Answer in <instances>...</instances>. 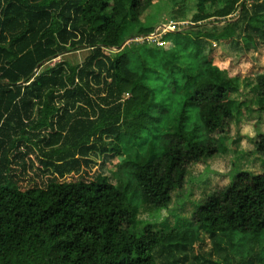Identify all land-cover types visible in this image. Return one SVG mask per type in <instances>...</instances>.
Here are the masks:
<instances>
[{"label":"trees","instance_id":"16d2710c","mask_svg":"<svg viewBox=\"0 0 264 264\" xmlns=\"http://www.w3.org/2000/svg\"><path fill=\"white\" fill-rule=\"evenodd\" d=\"M157 1L0 0V264H177L187 245L201 252L205 238L226 236L232 248L235 233L247 245L236 264L263 259L264 172H241L229 187L211 192L196 207L193 226L163 233L147 226L139 235L126 189L105 175H84L89 154L106 152L105 137H113L108 145L117 152L124 141L145 140L182 97L176 130L161 136L172 142L132 172L142 199L164 208L188 166L217 154L206 137L225 130L234 111L249 104L230 99L236 80L220 78L214 51L205 54L202 46L207 40L235 43L245 53L256 48L264 38V0L248 7L241 0H165L171 20L225 24L169 33L161 49L145 54L136 43L122 47L155 29L145 12ZM79 48L90 50L81 62L43 68ZM153 56L166 68L155 72ZM257 73L254 99L262 114L264 69ZM253 143L264 156V133ZM30 152L41 166L31 173ZM70 171L84 174L62 180ZM27 173L34 185L24 188L18 174ZM39 173L46 176L43 186L35 182Z\"/></svg>","mask_w":264,"mask_h":264},{"label":"rangeland","instance_id":"374dc122","mask_svg":"<svg viewBox=\"0 0 264 264\" xmlns=\"http://www.w3.org/2000/svg\"><path fill=\"white\" fill-rule=\"evenodd\" d=\"M241 1L247 3L246 7L253 2V0ZM192 10L193 7L190 6L186 11L187 15ZM171 12L169 6L165 4V0H158L148 8L145 14L151 16L148 18L150 19L148 22L158 28L160 26L166 27L171 22L175 23L174 19L171 20ZM236 13H233L232 20L238 17ZM141 19L146 18L142 16ZM179 20L178 22L181 24L175 32H165L162 35L164 41L162 46L158 45L153 38L136 42L131 40L133 37H130L123 43L122 47L136 43L137 46H140V53L145 54V51L161 49L165 45V37L169 33H177L182 29H194L195 31L197 28L203 31H212L220 29L225 24L224 20L210 18L196 27L190 25L189 18ZM155 29L150 33L151 35L155 32ZM210 49L214 51V55L217 57L216 64L220 70V78L236 80L237 85L230 93V99L237 101L245 99L249 104L234 111L233 116L227 122L225 130L216 133L214 136L208 135L206 137L207 141L216 144L217 154L188 166L182 186L173 191L171 200L166 207L157 209L148 201L142 199L132 172L136 166L134 164H140L142 161L160 156L163 151L161 148L172 142V139L168 136H161L173 133L176 130V121L183 102L182 97L179 102L174 100L172 104L173 113L167 120L165 118L166 121L154 135L147 136L145 140L124 141V147L119 152L110 150L111 146L108 143L114 140L113 137H105L106 152L102 154L96 149L93 151L94 153L89 154L90 162L87 166H82V170L86 174L80 171H70L62 177V180H76L84 174L87 178L92 179L97 174H102L111 183L126 189L127 197L136 208L133 214L135 228L133 231L137 235L142 234L143 229L147 226H150L157 233L191 227L195 224L194 212L196 207L211 192L229 187L241 172L252 175H259L264 172V156L255 152L253 143V138L257 134L264 133V112L260 114L256 111V99H254V90H256L259 81L257 72L264 69V38L258 41L256 48L246 53L242 52L235 43L227 44L205 40L202 46L203 52L206 54ZM89 52L90 50L87 48L71 50L48 61L43 68L52 66L61 60L70 63L81 62ZM133 57L136 61L138 60V56ZM163 60L161 56L159 58L153 56L151 62L153 63L152 69H155V72H159L163 67L166 68L167 64H164L166 61ZM174 63L180 64L181 67L183 65L182 61L176 57ZM180 74H182V71H180ZM33 159L35 162H33V166L41 167L35 155H33ZM35 172L38 173V171ZM18 175L22 187L29 188L34 185L28 181L29 173H27V178L24 179L22 175ZM37 175L41 177V173ZM45 178L46 176L42 175L41 178H36L35 182L43 186V183L46 182ZM225 238L226 236L213 238L212 240L205 238L204 242L200 244L201 252L195 251L194 253L190 251V247L187 245L186 250L177 252V257L180 258L177 264H236L237 259H242L243 251H246L247 245L244 244V240H240V235L236 233L231 236L233 241L231 243L234 244L232 248L227 246ZM216 241H219L220 244L217 245ZM236 250H239V252H236ZM251 264H264V257L262 260H259L258 257L254 258Z\"/></svg>","mask_w":264,"mask_h":264},{"label":"built area","instance_id":"2783aa9c","mask_svg":"<svg viewBox=\"0 0 264 264\" xmlns=\"http://www.w3.org/2000/svg\"><path fill=\"white\" fill-rule=\"evenodd\" d=\"M175 23L171 22L170 24H168L166 27H163V26H160L156 29H158V31H156L155 29V32L151 35V34H146L144 36H136V37H133L131 40H135L136 42H142L144 41V39H149V38H153L154 41L162 46L164 44V41H163V34L165 32H175V30H177L179 28V25L181 24L180 22L178 21H174ZM116 49V48H114Z\"/></svg>","mask_w":264,"mask_h":264},{"label":"crops","instance_id":"0c3cea01","mask_svg":"<svg viewBox=\"0 0 264 264\" xmlns=\"http://www.w3.org/2000/svg\"><path fill=\"white\" fill-rule=\"evenodd\" d=\"M36 113V112H35ZM27 163H28V171H29V173H31L33 170H35L36 169V167H34L33 166V164H32V166H31V163H33L34 161H32V160H34L33 159V155L31 154V152L29 153V155L27 156ZM32 162H31V161ZM35 163V162H34ZM37 166V165H36Z\"/></svg>","mask_w":264,"mask_h":264}]
</instances>
